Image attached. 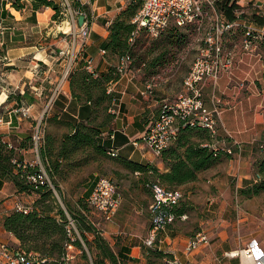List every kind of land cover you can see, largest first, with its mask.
<instances>
[{
  "label": "crops",
  "instance_id": "1",
  "mask_svg": "<svg viewBox=\"0 0 264 264\" xmlns=\"http://www.w3.org/2000/svg\"><path fill=\"white\" fill-rule=\"evenodd\" d=\"M79 1L95 11L96 16L91 22L92 35L82 55L67 63L60 57L57 58L60 62L55 63L56 58L50 55L48 49L55 44L59 51L67 42L57 39L55 9L35 10L30 0H23L19 9L10 4L11 0H0V139L15 145L18 155L28 163H43L42 155L26 141H32L33 124L39 118H46L47 139L51 137L62 141L63 134L70 132V128L62 129L63 126L56 122L64 118L70 106H74L70 80L60 78L67 64L72 61L74 68H82L86 65L85 61L93 57L95 67L105 72L107 61L101 51L110 36L109 22L112 23L131 0ZM214 1L217 11L224 12L229 20H235L238 11H241L245 24L264 25V0ZM44 15L46 17L41 20ZM139 33L136 41L143 36L149 37L153 45L157 44V55L150 61L141 62L134 57L129 71L109 85V90L118 96L116 116L99 141L107 150H116L120 158L155 165L162 172H168L169 167L165 166L161 156L152 152L144 142L134 143L158 116L162 104L166 100H174L183 90L184 78L194 62L200 42L195 40V34L187 27L181 26L171 25L159 37H152L144 30ZM240 36L241 32L232 37L238 40ZM188 48H192L191 52L178 67L177 59ZM146 49V45H136L135 50L139 53V50L145 52ZM157 57L162 58L155 61ZM189 59L191 66L178 85L175 77L182 72ZM243 60L232 74L225 72L216 82L208 79L203 89L206 105L220 107L217 135L229 139L234 153L223 156L222 161L219 160L212 168L201 171L197 180L178 187L182 189L184 199L177 207L184 211L182 215L185 216H178L160 231L156 241L160 251L182 262L240 264L239 258L228 257L226 253L244 248L250 240L234 234L230 236L232 232L226 217L232 212L233 195L239 194L244 187L256 184L257 163L264 155V48L259 53L245 55ZM153 79L158 81L153 93L144 95L142 91ZM242 81L245 83L243 87L239 86ZM54 92L57 96L49 104ZM26 107L30 108V115L23 117L19 110ZM225 142L227 140L220 139L216 144L224 146ZM97 179L96 174L84 182L87 186L81 196L87 202ZM39 198V192L18 191L10 179L0 176V242L20 246L19 239L4 229L3 218L19 203L33 210ZM116 213L112 220L107 221L96 212L97 218L90 219V222L96 228L102 225L99 227L102 235L124 261L129 264H154L149 263L142 242L151 228L149 208L144 202H139L131 210ZM53 214L61 220L60 215ZM134 214L137 216L134 217ZM200 230L208 234L209 242L188 252L186 246L189 239ZM85 232L90 240L95 237L94 233ZM78 234L80 236L79 229ZM262 244L264 246V242ZM155 264L160 263L156 261Z\"/></svg>",
  "mask_w": 264,
  "mask_h": 264
},
{
  "label": "built area",
  "instance_id": "2",
  "mask_svg": "<svg viewBox=\"0 0 264 264\" xmlns=\"http://www.w3.org/2000/svg\"><path fill=\"white\" fill-rule=\"evenodd\" d=\"M52 1L55 2V0ZM56 1L55 3L60 5L59 14L63 15L67 23L71 25L70 33L65 34L71 35L72 44L76 42L78 37L82 40L79 52V55H82L92 35L91 22L96 16L95 11L87 12L86 9L76 7L72 5V0ZM140 2L142 5L132 21L133 24L135 23V29L129 39L130 45L135 43L140 35L139 32L142 30L152 37H159L165 28L174 25L187 27L195 34V40L200 42V47L189 72L184 78L181 93L174 100H166L162 104L158 116L148 124L140 139L134 144H139V141L144 142L152 152L161 156L162 151L178 139L183 126L197 124L207 129L211 136L216 138L218 136L220 107L210 108L206 105L203 91L205 83L210 78L216 82L225 72L232 74L233 70L244 61L245 55L259 53L262 48L261 43L264 41V25L245 24L242 21L241 11H238V17L235 20H229L224 12L217 11L214 0H140ZM10 4H12V0ZM81 15L84 16L85 20L83 25H79L78 17ZM109 24L111 23L109 22ZM239 32H241L239 39H233L232 36ZM191 50L192 48H188L180 54L177 59L178 67ZM101 53L104 55L106 49L102 50ZM71 63L72 61L67 64L61 77L62 80H66L73 70L74 67ZM85 64L89 71H94L96 68L93 57L87 59ZM130 65V56L122 57L117 66L118 73L120 75L127 73ZM157 82V79H153L142 93L144 95L153 93L152 90ZM239 86L243 87L245 83L242 81ZM55 98L54 92L49 99V104L53 103ZM29 110L30 108L26 107L19 111L23 117H27L30 115ZM33 126L31 140L33 141V148L40 154L46 146V118L44 116L39 118ZM227 143L225 142L223 150L230 154L234 153L232 144ZM10 146L12 147L11 144ZM213 147L218 150L216 143L213 144ZM110 153L114 156L118 154L116 150H111ZM27 163L25 162V166ZM30 164L38 166L37 171L28 177L31 185L35 186L36 189L41 185H50L56 191L44 163ZM95 184L93 191L87 198L88 204L105 220L110 221L117 214L116 212L123 202L122 195L118 191L117 185L109 177L98 176ZM152 197L153 202L149 208L151 228L148 235L142 238L143 244L149 248L157 246L156 241L160 231L165 230L178 217L174 209L184 199V193L180 188H167L160 183H154ZM15 210L27 213L31 209L19 203ZM66 227L71 240H74L75 233H78L76 220L69 218ZM208 242V234L204 230H200L189 239L186 250L192 252ZM73 246L71 243L68 244L69 248ZM226 255L239 258L240 264H264V246L256 238H251L244 248L231 250ZM45 262L46 260L37 253L29 252L8 242H0V264H44ZM166 264L192 263L189 261L182 262L177 257H170L166 260Z\"/></svg>",
  "mask_w": 264,
  "mask_h": 264
},
{
  "label": "trees",
  "instance_id": "3",
  "mask_svg": "<svg viewBox=\"0 0 264 264\" xmlns=\"http://www.w3.org/2000/svg\"><path fill=\"white\" fill-rule=\"evenodd\" d=\"M22 1L14 0L12 6L20 9L22 8ZM30 1L35 10L53 7L56 11L54 19L56 20L59 16L60 5L58 6L54 1ZM74 1L72 0V5L83 9L87 8L80 3L75 5ZM141 5L140 0H131L109 25L110 36L102 49H106V51L109 49L115 55L120 56L118 63L124 56H130L131 61L136 57V60L141 62L142 56L135 50L139 42L136 41L133 45L129 44V39L135 29V23L133 24L132 21ZM226 11L229 10L226 9ZM261 45L264 48V41ZM155 49H158L156 43L151 50ZM161 58L157 57L155 61ZM119 79L120 74L117 68H111L106 73H100L98 68L89 71L85 65L82 68H73L70 72V89L74 97V106L69 109V112H65L62 120H56L59 124L69 125L70 132L63 134L62 141L57 146L55 154L52 147L54 138L51 137H48V143L46 140L47 147L45 146L40 153L50 178H53L54 174L64 165V161H67L66 165L70 166L69 161L79 151H87L89 154H99L107 158L114 156L110 153L111 150H107L101 145L99 137L106 134L107 127L111 126L116 116L114 110L116 109L118 96L109 91V85ZM100 114H103V117L98 121ZM220 139L229 142V139L211 136L207 129L198 124L183 126L175 144L162 151L161 158L165 166L169 167L168 172H162L155 165H146L120 158L118 154L114 157L135 174H142L144 178H154L145 181L152 193L154 183H160L167 188H178L185 183L197 180L201 171L212 168L223 156L232 155L233 153L230 154L224 151L223 146L218 144H216L218 150H215L213 144ZM15 147V145L11 147L10 143L0 139V176L10 179L18 188V191H37L40 193V198L35 202L33 210L31 209L27 213L14 210L7 213L3 218L4 229L12 232L19 239L20 247L39 254L40 257L46 260L44 264H65L63 257L66 255L69 243L82 249V258L86 260L87 264H129L115 253L111 244L102 235L101 230L94 227L84 215L78 216V219L73 218L77 220L76 226L80 231V236L71 240L66 227L68 217L65 211L61 208L53 211L52 207L47 205L46 198L54 192L53 188L50 185H41L36 189L35 186L31 185L28 177L37 171L38 166L30 163L25 166L23 157L18 155ZM257 164L256 177L258 175L259 177L256 184L244 187L240 191V195L252 198L264 192V155ZM174 211L177 216H182L184 212L178 207ZM54 212L61 216V220L53 214ZM69 212L76 216L71 209ZM85 231L94 233L95 237L90 240ZM81 238L89 247L90 256L83 246ZM144 247L146 256L149 257V263H153L155 258L170 259V257H173L164 254L157 246L149 248L144 245ZM67 263L70 264V262Z\"/></svg>",
  "mask_w": 264,
  "mask_h": 264
},
{
  "label": "rangeland",
  "instance_id": "4",
  "mask_svg": "<svg viewBox=\"0 0 264 264\" xmlns=\"http://www.w3.org/2000/svg\"><path fill=\"white\" fill-rule=\"evenodd\" d=\"M74 2L75 5L80 3L79 0H75ZM86 11L89 12L91 11V9L86 8ZM44 17H46V15L41 16L40 19L43 20ZM55 21L56 35H58L57 39H62L65 42L67 40V42L66 44H64L63 48H59V51L56 50L58 45L55 44H53L48 49V51L50 52V55L56 58L55 63H59L62 58H64L65 63H67V61L72 59L74 60L77 58V56H80V43L82 42V40L78 37L76 39V42L78 43L74 41L75 43L72 44L73 38L71 37V35H66L70 33L69 31L71 25L67 23L63 15L59 14ZM138 42L139 46L146 45L147 48L145 52L139 50L138 54L142 56V59H140L141 61H150L151 59L156 57V49L151 50L153 47V41L150 40L149 37L143 36L138 40ZM103 56L104 58H106L107 61L106 67L108 69L106 71H110L111 68H117L120 56L115 55V53H113L109 49H107L106 53ZM57 58H60V60L57 61ZM188 62L189 63H187L185 67L183 66L182 72H180V74L178 76L176 75L175 77L177 79L176 84L178 85L183 79L182 75L184 74V72L189 70V67L191 66L192 61L189 59ZM37 67L41 69L42 66L38 64ZM106 71L104 73H106ZM70 95L72 97V100L74 101V97L71 94V89ZM71 107L73 106H70L69 108ZM102 117L103 114H100L98 121L101 120ZM59 125H61V127L63 126L62 129L69 128V125L65 123H60ZM26 141L28 144H33V141H30L29 139H27ZM176 141H174L172 144H175ZM52 143V147L54 149L53 153L55 154L57 152V146L60 145V140H58V142L57 140H53ZM63 163L64 165L59 169L56 174H54V177H51V180H53V184L57 185L55 189L56 191L49 194L46 198V200L48 201L47 205H50L53 211H56L61 208L65 211V214H67V217L69 218L76 217V219H78V216L83 215L87 217L89 221L90 219L93 220L97 218V211H95L88 204L87 200L81 196L82 194H84L85 187L87 186L86 184H84V182L88 179L89 176L93 177L96 174L98 176H105L107 178L109 177L117 185L118 191L124 198L122 205L118 209L119 212L124 213L128 210H131L134 208L135 204L139 202H144L146 207L150 208L149 206L152 203V193L151 190L147 187V182L145 181L153 180L154 178H144L142 174H135L134 172L129 170V168H127L124 164H122L116 157L112 156L107 158L99 154H89V152L87 151H79L77 155H75L73 159L69 161V163H71L69 164L70 166L66 165L68 163L67 161H64ZM76 204H78V206ZM231 206L232 212L229 213V215L226 217L230 226L228 227L232 232L230 236L234 234V236L236 237L242 236L244 239L246 238L247 240L249 238L251 239V237H254L264 242V194L254 196L252 198L240 194L233 195ZM70 209L74 211L76 216L69 212ZM135 216L137 215L134 214V217ZM99 227H102V225H100ZM99 227L98 229H100L102 233V229ZM234 228H236V231H233ZM75 237H78L77 232L75 233ZM80 240L89 255V247L87 246V244H85L83 238H81ZM63 258V260H65V264H68L67 262H70V264H87L86 260L82 258V249H79L75 245L72 248L67 247L66 255ZM156 261H158L160 264H166V259L164 257L160 259L155 258V260H153L154 264L156 263Z\"/></svg>",
  "mask_w": 264,
  "mask_h": 264
},
{
  "label": "water",
  "instance_id": "5",
  "mask_svg": "<svg viewBox=\"0 0 264 264\" xmlns=\"http://www.w3.org/2000/svg\"><path fill=\"white\" fill-rule=\"evenodd\" d=\"M78 20H79V25H83L85 23L84 16L82 15L78 17Z\"/></svg>",
  "mask_w": 264,
  "mask_h": 264
}]
</instances>
